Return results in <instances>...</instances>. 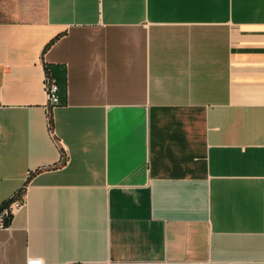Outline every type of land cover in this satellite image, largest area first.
Instances as JSON below:
<instances>
[{
  "label": "crops",
  "instance_id": "0c3cea01",
  "mask_svg": "<svg viewBox=\"0 0 264 264\" xmlns=\"http://www.w3.org/2000/svg\"><path fill=\"white\" fill-rule=\"evenodd\" d=\"M12 196L0 264H264V0H0Z\"/></svg>",
  "mask_w": 264,
  "mask_h": 264
},
{
  "label": "built area",
  "instance_id": "2783aa9c",
  "mask_svg": "<svg viewBox=\"0 0 264 264\" xmlns=\"http://www.w3.org/2000/svg\"><path fill=\"white\" fill-rule=\"evenodd\" d=\"M43 89L45 94V108L46 112L49 108L58 102L57 97V85L56 83L47 75L44 74ZM23 201L19 199H12L8 204L0 206V227L6 225V218L11 216L14 211L22 207ZM26 264H41L39 258H30L26 261Z\"/></svg>",
  "mask_w": 264,
  "mask_h": 264
},
{
  "label": "trees",
  "instance_id": "16d2710c",
  "mask_svg": "<svg viewBox=\"0 0 264 264\" xmlns=\"http://www.w3.org/2000/svg\"><path fill=\"white\" fill-rule=\"evenodd\" d=\"M44 74L47 75L48 77H50L49 76V72H48V70H47V68L45 66H44ZM46 119H47L48 130H50L51 129V117H50V112L49 111L46 112ZM14 198H15L14 196L8 198L7 200H5L2 203H0V206L8 204ZM9 219H10V216H8V218H6V224L8 223Z\"/></svg>",
  "mask_w": 264,
  "mask_h": 264
}]
</instances>
